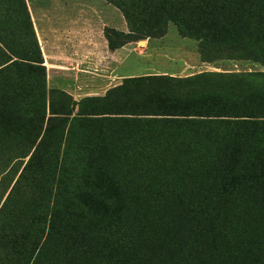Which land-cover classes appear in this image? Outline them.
I'll use <instances>...</instances> for the list:
<instances>
[{
    "label": "rangeland",
    "instance_id": "obj_1",
    "mask_svg": "<svg viewBox=\"0 0 264 264\" xmlns=\"http://www.w3.org/2000/svg\"><path fill=\"white\" fill-rule=\"evenodd\" d=\"M1 1L3 9L6 0ZM21 1L28 10L37 43L31 11L51 7L53 3L63 4L66 13L85 12L87 18L99 21L102 29L100 41L105 46H108L105 28L112 29L124 38L120 48L114 50L108 47V53L101 57L98 62L102 66L100 73L79 81L80 85H84L77 98L68 90L74 81L67 74L51 73L50 76L58 79V82L49 84L48 65L39 43L43 69L29 67L30 64L34 67L36 64L28 61L24 52L25 37L21 35V27L14 23V19L7 26L11 34L7 35L6 40L3 39L4 43L1 42L0 264H61L68 259L72 262L74 250L85 245L80 240L81 233L77 227L72 228L68 222L71 215L82 210V200L90 204L92 200L108 199L104 194L97 196L96 188L80 195L78 186L82 174L80 166L87 153L84 140L88 139L92 143L97 134L106 130L99 120L118 119L122 116L112 113L130 112L131 98L117 95L114 92L117 86L123 85V93H127L130 78L162 76L160 78L164 82H160V85L165 83L172 92L177 93L183 84L180 82L198 76L222 75L225 79L226 76L256 72L264 78V65L250 62V54L238 47L240 43L221 54L206 55L190 31H181L171 22L157 31L153 24L148 26V21L139 23V20L133 19V22L138 23L134 30L127 24L125 12L133 9L156 11L160 8L249 11L250 17L243 23L245 32L241 40L253 41L256 35L264 43V0L258 1L256 6H250L253 0ZM9 2L15 6L20 0ZM205 34L210 36L211 30L205 31ZM13 60H17V64L11 63ZM53 60L64 65L66 62L81 65L70 58ZM69 69L74 67L68 64L61 68ZM259 77L256 76L255 80H261ZM134 84L139 86L141 92L147 87L144 82L136 81ZM225 89L230 91L236 88L230 83L226 84ZM232 98H236L235 92ZM263 99L255 97L254 100L237 98L219 101L224 102L230 111L232 109V114L238 113L240 116L253 112L250 106L264 102ZM140 100L143 97L140 96ZM249 116L252 121H264V118H255L257 115ZM232 120L242 122L244 118ZM262 147L264 149V144ZM234 164L233 160H225L216 180L194 191L191 197L198 202L195 206L198 208L189 205L183 209L187 200L178 209L182 212L177 233L172 235L173 238L169 237L164 247L157 246L153 250L157 253V264H163L162 260H171L170 264H232L230 256L225 254L226 249L228 251L232 246L226 244V237L223 240L221 227L229 223L226 212L230 202L245 190L241 180L231 172ZM252 164H264V156L243 159L238 167L246 168ZM96 175L98 180H102L100 173ZM257 205L263 211L264 202L257 200ZM45 242L48 244L40 256V248ZM221 242H224L222 246ZM50 245L59 247L56 249ZM220 252L226 256L217 258ZM241 256L240 264H264V245L254 249L252 255L242 252Z\"/></svg>",
    "mask_w": 264,
    "mask_h": 264
},
{
    "label": "trees",
    "instance_id": "obj_2",
    "mask_svg": "<svg viewBox=\"0 0 264 264\" xmlns=\"http://www.w3.org/2000/svg\"><path fill=\"white\" fill-rule=\"evenodd\" d=\"M258 1L253 0L250 6H256ZM2 5L0 0V57L1 42L11 34L7 26L14 19L22 28L19 30L25 37L24 52L28 61L36 64L29 67L43 69L25 3L20 0L13 6L6 0L3 9ZM125 17L134 30L138 23L133 19L139 23L148 21V26L153 24L157 31L169 22L174 23L181 31L193 33L206 55L221 54L240 43L238 47L250 54V62L264 65V43L256 35L253 41L241 40L249 11L133 9L126 11ZM208 29L210 36L205 34ZM114 33L110 28L104 30L108 47L115 50L123 45L124 38ZM11 63L17 64V60ZM2 69L0 61V74ZM256 76L262 81H256ZM160 77L130 78L128 94L123 93V85L117 86L114 91L117 95L131 98L130 112L112 113L122 116L118 119L99 120L106 130L97 134L92 143L84 140L87 153L80 166V195L96 188L97 196L104 194L108 199L92 200L90 204L87 200H82L84 204L79 200L82 210L74 212L68 222L72 228L77 227L85 245L73 249L72 262L68 259L61 264H157V253L153 250L157 246L164 247L169 237L177 233L182 212L178 209L187 200L183 209L189 205L195 208L198 202L191 197L194 191L216 180L225 160H233L231 172L245 188L230 202L226 212L229 223L221 227L223 240L226 237V244L232 246L225 254L230 256L232 264H240L242 252L252 255L254 249L263 247L264 208L262 211L258 207L257 200L264 202V164L238 166L243 159L264 156V121H252L249 116L264 118V102L251 105L253 112L238 116L219 101L264 98L263 76L256 72L225 79L222 75L198 76L180 82L183 84L177 93L165 83L160 85L164 82ZM136 81L144 82L146 89L141 92L134 84ZM230 83L235 85V90L225 89ZM234 92L236 98H232ZM237 117L244 120H232ZM97 173L102 180L96 178ZM47 244L41 246L40 256ZM49 247L57 249L59 246ZM68 250L71 249L68 247ZM219 254L217 258L226 256ZM161 263L170 264L171 260Z\"/></svg>",
    "mask_w": 264,
    "mask_h": 264
},
{
    "label": "crops",
    "instance_id": "obj_3",
    "mask_svg": "<svg viewBox=\"0 0 264 264\" xmlns=\"http://www.w3.org/2000/svg\"><path fill=\"white\" fill-rule=\"evenodd\" d=\"M62 5L53 3L51 7L36 9L31 11V16L38 43L48 65L49 84L58 82V79L50 76L51 73L67 74L74 81L68 90L77 98L84 85H80L79 81L86 76L100 73L102 66L98 62L109 49L100 41L102 29L99 21L87 18L85 12L66 13V7ZM53 58H70L81 65L69 62L64 65L55 62ZM68 64L74 69L61 70Z\"/></svg>",
    "mask_w": 264,
    "mask_h": 264
}]
</instances>
